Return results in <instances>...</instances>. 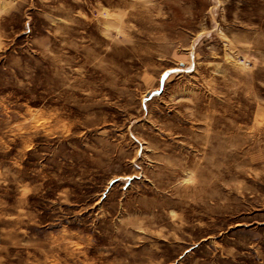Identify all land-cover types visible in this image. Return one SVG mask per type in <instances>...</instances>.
Instances as JSON below:
<instances>
[{
    "label": "rangeland",
    "instance_id": "374dc122",
    "mask_svg": "<svg viewBox=\"0 0 264 264\" xmlns=\"http://www.w3.org/2000/svg\"><path fill=\"white\" fill-rule=\"evenodd\" d=\"M0 264H264V0H0Z\"/></svg>",
    "mask_w": 264,
    "mask_h": 264
}]
</instances>
